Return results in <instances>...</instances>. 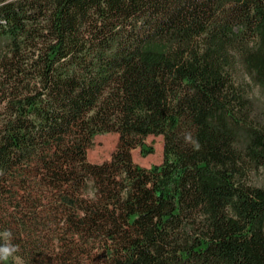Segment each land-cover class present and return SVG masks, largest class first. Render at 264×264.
<instances>
[{
  "label": "trees",
  "instance_id": "1",
  "mask_svg": "<svg viewBox=\"0 0 264 264\" xmlns=\"http://www.w3.org/2000/svg\"><path fill=\"white\" fill-rule=\"evenodd\" d=\"M241 75L264 88V0H0V231L27 264H264Z\"/></svg>",
  "mask_w": 264,
  "mask_h": 264
},
{
  "label": "rangeland",
  "instance_id": "2",
  "mask_svg": "<svg viewBox=\"0 0 264 264\" xmlns=\"http://www.w3.org/2000/svg\"><path fill=\"white\" fill-rule=\"evenodd\" d=\"M239 80L248 84L249 94L250 97L253 98L256 108L264 112V88L251 84L248 77L245 75H241ZM163 140L161 135H148L145 141L153 147L152 153L142 156L141 153H139L138 147L133 148L131 149L132 160L141 166H149L150 164L161 162L164 155ZM116 144L117 134L115 132H106L96 135L92 145L87 149V160L93 163L108 160L115 150Z\"/></svg>",
  "mask_w": 264,
  "mask_h": 264
},
{
  "label": "clouds",
  "instance_id": "3",
  "mask_svg": "<svg viewBox=\"0 0 264 264\" xmlns=\"http://www.w3.org/2000/svg\"><path fill=\"white\" fill-rule=\"evenodd\" d=\"M184 141L193 146L194 150H199V141L191 132L185 133ZM13 233L5 229L0 231V264H27L25 258L20 255V247L14 242Z\"/></svg>",
  "mask_w": 264,
  "mask_h": 264
}]
</instances>
